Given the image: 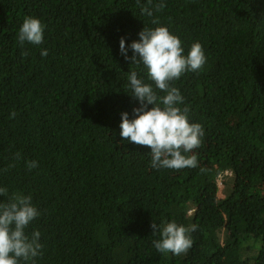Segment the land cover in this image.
I'll return each mask as SVG.
<instances>
[{
  "label": "trees",
  "instance_id": "trees-1",
  "mask_svg": "<svg viewBox=\"0 0 264 264\" xmlns=\"http://www.w3.org/2000/svg\"><path fill=\"white\" fill-rule=\"evenodd\" d=\"M165 3L149 17L147 0H0V187L40 212L26 229L41 233L36 264H264V0ZM25 17L44 40L22 49ZM159 26L206 55L172 82L204 129L196 168L154 169L150 148L120 136L140 107L131 69L153 83L120 40ZM153 221L197 225L192 247L161 254Z\"/></svg>",
  "mask_w": 264,
  "mask_h": 264
},
{
  "label": "clouds",
  "instance_id": "clouds-1",
  "mask_svg": "<svg viewBox=\"0 0 264 264\" xmlns=\"http://www.w3.org/2000/svg\"><path fill=\"white\" fill-rule=\"evenodd\" d=\"M165 7V0H158L155 4L153 0H147L142 12L153 17ZM152 23L159 25L160 21L153 18ZM139 37V41H133L130 46L122 37L120 53L132 66L143 65L147 79L154 83L155 88L153 83H145L144 78L131 69L128 86L140 107L133 108L134 119H129L127 112L121 114L120 136L123 141L150 148L151 167L154 169L196 168L198 158L189 153L201 146L204 129L201 124L190 122L189 107L179 106L184 104V97L172 82L188 71L203 69L206 63L203 47L199 42L194 43L185 56L179 37L163 26L155 29L145 27ZM16 39L22 49L25 43L40 45L44 40V26L37 18L25 17ZM129 49L131 56L128 55ZM21 54L27 56L28 52L22 51ZM41 55L47 57V49L42 50ZM157 90L166 94L160 96ZM15 115L13 111L11 118ZM19 158L17 153L16 159ZM27 167L32 170L38 167V162L29 161ZM0 196L5 198L0 202V264H36V258L43 254L41 233L36 230L29 235L26 229L40 212L33 205L31 195H9L6 187H0ZM151 228L153 236L160 235V239L153 240L155 249L161 254L179 256L192 247L190 233L195 232L198 226L185 227L175 222L158 225L153 221Z\"/></svg>",
  "mask_w": 264,
  "mask_h": 264
},
{
  "label": "rangeland",
  "instance_id": "rangeland-1",
  "mask_svg": "<svg viewBox=\"0 0 264 264\" xmlns=\"http://www.w3.org/2000/svg\"><path fill=\"white\" fill-rule=\"evenodd\" d=\"M220 188H221V186H220Z\"/></svg>",
  "mask_w": 264,
  "mask_h": 264
}]
</instances>
